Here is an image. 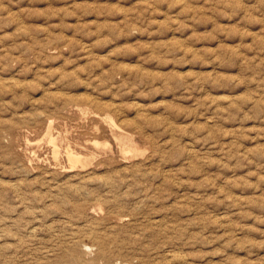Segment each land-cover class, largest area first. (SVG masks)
<instances>
[{"label": "rangeland", "instance_id": "1", "mask_svg": "<svg viewBox=\"0 0 264 264\" xmlns=\"http://www.w3.org/2000/svg\"><path fill=\"white\" fill-rule=\"evenodd\" d=\"M0 264H264V0H0Z\"/></svg>", "mask_w": 264, "mask_h": 264}, {"label": "bare ground", "instance_id": "2", "mask_svg": "<svg viewBox=\"0 0 264 264\" xmlns=\"http://www.w3.org/2000/svg\"><path fill=\"white\" fill-rule=\"evenodd\" d=\"M101 241V240H100ZM88 250V249H87Z\"/></svg>", "mask_w": 264, "mask_h": 264}]
</instances>
